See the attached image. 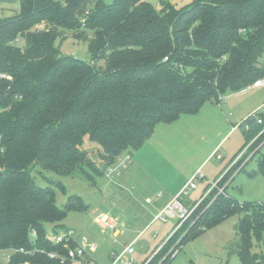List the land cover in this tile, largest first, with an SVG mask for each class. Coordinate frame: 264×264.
Returning <instances> with one entry per match:
<instances>
[{
	"label": "trees",
	"instance_id": "trees-1",
	"mask_svg": "<svg viewBox=\"0 0 264 264\" xmlns=\"http://www.w3.org/2000/svg\"><path fill=\"white\" fill-rule=\"evenodd\" d=\"M6 2L20 7L0 19V252L23 250L12 254L11 264H72L48 254L67 257L77 243L68 249L54 245L48 231L63 230L69 213L89 207L78 196L58 206L53 187L38 186L33 174L73 177L78 172L96 185L124 153L139 150L159 124L196 114L204 104L219 103L229 92L264 79L259 61L264 0H192L182 8L170 0L158 5L150 0H0V5ZM69 33L88 43L91 61L61 53L56 43ZM240 128L248 145L264 124L250 116ZM87 136L99 146L98 160L82 149ZM260 167L264 174V158ZM217 193L200 204L209 207L183 227L184 236H178L180 227L145 264H157L174 244L180 247L235 213L244 214L238 227L241 264H264V254L253 253L252 238L264 239V203L240 206L226 192ZM175 250L158 264H170Z\"/></svg>",
	"mask_w": 264,
	"mask_h": 264
},
{
	"label": "rangeland",
	"instance_id": "rangeland-1",
	"mask_svg": "<svg viewBox=\"0 0 264 264\" xmlns=\"http://www.w3.org/2000/svg\"><path fill=\"white\" fill-rule=\"evenodd\" d=\"M103 1L109 3L113 0ZM170 1L178 8L192 2ZM150 2L159 4V0ZM19 7V2L1 4L0 19L15 15ZM56 44L64 55L84 61L92 59L88 43L75 40L72 33ZM259 61L264 70V50ZM257 112L264 114V88L248 87L243 91L229 92L219 103L204 104L196 114H184L170 124H159L153 136L139 150H131L121 156H131L127 167L119 168L112 180L106 175L97 179L96 185L78 172L73 177L46 172H43V176L33 174L38 186L53 187L58 206L63 207L70 197L78 196L89 207L84 212L69 213L62 223L64 229H57L56 233L49 228L48 236L53 237L71 229L75 231V236L90 239L89 241L98 244V249L92 253L95 264H113L112 255L122 254L128 247L134 250L127 257H133L134 264L148 263L173 235L178 223L177 218H169L167 222L155 221V216L160 212L155 211V204L164 203L171 197V191L177 184H185L193 175L202 173L204 178L195 181L197 189L191 190L182 198L184 204L199 200L207 186L219 181L231 162L245 150V128H240V125L250 116L258 114ZM260 144H264V135ZM98 148L97 144L89 141L88 136L85 137L82 149L88 152L91 159L98 160ZM218 156H223V159H218ZM262 158L264 145L246 165L245 170L234 174L229 183L233 173L228 176L220 187H225L223 194L226 192L240 206L245 202L264 203V174L260 173ZM118 166L119 160L114 168ZM253 171L256 175L250 176L249 173ZM59 182L64 185V189L60 188L62 185L56 187ZM216 197L213 199L216 200ZM213 199L210 205L214 202ZM206 205L199 206L182 223L178 235L180 238L188 232L182 231L183 227L189 222L193 224L198 221L209 207ZM253 207H247L245 211H251ZM100 213H108L117 220L121 232L119 235L115 236L111 231L102 230L98 226L95 219ZM243 217V213H235L208 227L195 238L185 241L180 247L177 248L174 244L178 254H172L170 264H241L237 254L240 244L238 227ZM252 238L253 253L264 254V239L257 241L254 235ZM175 240L176 238L173 242ZM171 253L172 251H168L159 256L158 263ZM7 256V253H0V264H8ZM72 264L78 263L73 261Z\"/></svg>",
	"mask_w": 264,
	"mask_h": 264
},
{
	"label": "built area",
	"instance_id": "built-area-1",
	"mask_svg": "<svg viewBox=\"0 0 264 264\" xmlns=\"http://www.w3.org/2000/svg\"><path fill=\"white\" fill-rule=\"evenodd\" d=\"M3 78H5V75H2ZM253 87H260L264 86V79L256 81L253 85ZM258 113V112H257ZM258 119L259 124H264V118L258 117V114L253 115ZM264 134V130L259 134L257 137H255L230 164L227 172L223 177L219 179V181H216V183H213V185H210L209 189L201 196L199 200L193 203L191 207H188L186 204L183 203L182 198L184 196H187L191 190L197 189L196 179H202L204 178L202 173H198L194 175L187 184L183 187L180 195L175 198L164 210L159 212L154 220L155 221H161V222H167L169 218H177L178 219V226L175 228L174 233L181 227L182 223L189 217V215L196 210L200 204L206 200L211 193H213L215 190H218L217 196L220 194H223L224 188L219 187V184L227 178L228 176L233 173L231 178L228 180V183L233 180L234 174L239 173L246 165L253 159L255 154L261 149V147L264 145L258 144L255 146L256 142L258 141V138ZM218 159L222 160L223 156H218ZM131 161V156L127 155L126 158H120L119 159V166L114 168V165L109 167L106 171V177L110 180H112L114 174L117 173L119 168H125ZM214 200V199H213ZM95 222L98 224V226L105 231H111L113 235H115L116 231L118 230V223L117 220L108 213H100L96 219ZM173 233V234H174ZM31 237L35 238L37 237V233L33 231L31 233ZM75 231L71 229H67L63 233H59L56 236L49 237L48 240L53 243L54 245H61L64 244L65 248H69L68 244L75 241ZM98 249V244L91 243L86 240H83L81 243L77 244L76 248L74 249H68V256H62L60 254L56 253H49V257L52 259H60L62 263H65L68 260L75 261L79 264H95L94 259L92 258V253H94ZM174 249V248H173ZM172 249V250H173ZM171 250V251H172ZM23 253V250L21 251H5L3 253H7V263L11 264V257L14 253ZM134 250L131 247H128L124 250L122 254L119 255H112L113 257V264H117L118 262H123L124 264H134L133 257L127 258L128 256L132 255ZM2 253V252H0ZM176 253V254H175ZM178 254V251L174 252V256ZM21 264H30L29 262L21 263Z\"/></svg>",
	"mask_w": 264,
	"mask_h": 264
},
{
	"label": "crops",
	"instance_id": "crops-1",
	"mask_svg": "<svg viewBox=\"0 0 264 264\" xmlns=\"http://www.w3.org/2000/svg\"><path fill=\"white\" fill-rule=\"evenodd\" d=\"M251 88H253V86H250ZM255 88H264L263 86H260V87H255ZM194 176V175H193ZM192 176V177H193ZM191 177V178H192ZM190 178V179H191ZM189 179V180H190ZM188 180V181H189ZM187 181V182H188ZM187 183H185V184H177L176 186H175V189L173 190V191H171V194H172V196L171 197H169L164 203H161V204H159V205H157V204H155V207H156V210L155 211H159L160 210V212L162 211V210H164L175 198H177L179 195H180V193H181V191H182V189H183V187L186 185ZM197 200H195L194 202H196ZM193 202V203H194ZM193 203L191 204L190 202H185V204L188 206V207H191L192 205H193ZM67 230V229H66ZM121 232H120V230L118 229L117 231H116V233H115V236L116 235H119ZM83 240H86V241H88V242H91V241H89L88 239H86L85 237L84 238H79V237H77V235H76V239H75V241H76V243L77 244H79V243H81ZM91 243H95V242H91ZM113 258V257H112ZM79 264V263H78Z\"/></svg>",
	"mask_w": 264,
	"mask_h": 264
}]
</instances>
